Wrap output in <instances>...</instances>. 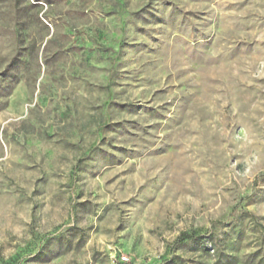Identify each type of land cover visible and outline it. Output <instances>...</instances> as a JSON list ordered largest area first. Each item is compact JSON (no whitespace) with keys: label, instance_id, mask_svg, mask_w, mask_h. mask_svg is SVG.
<instances>
[{"label":"rangeland","instance_id":"rangeland-1","mask_svg":"<svg viewBox=\"0 0 264 264\" xmlns=\"http://www.w3.org/2000/svg\"><path fill=\"white\" fill-rule=\"evenodd\" d=\"M0 264H264V0H0Z\"/></svg>","mask_w":264,"mask_h":264},{"label":"trees","instance_id":"trees-1","mask_svg":"<svg viewBox=\"0 0 264 264\" xmlns=\"http://www.w3.org/2000/svg\"><path fill=\"white\" fill-rule=\"evenodd\" d=\"M192 238H193L192 235H190V234H184L183 233V234L179 235L175 239L174 244H183V243H185L187 241H190ZM208 248H209V251H213V249L211 248V246H208Z\"/></svg>","mask_w":264,"mask_h":264},{"label":"built area","instance_id":"built-area-1","mask_svg":"<svg viewBox=\"0 0 264 264\" xmlns=\"http://www.w3.org/2000/svg\"><path fill=\"white\" fill-rule=\"evenodd\" d=\"M123 262H125L126 261V258L125 257H122V259H121Z\"/></svg>","mask_w":264,"mask_h":264}]
</instances>
